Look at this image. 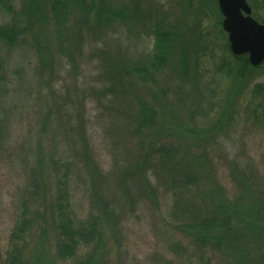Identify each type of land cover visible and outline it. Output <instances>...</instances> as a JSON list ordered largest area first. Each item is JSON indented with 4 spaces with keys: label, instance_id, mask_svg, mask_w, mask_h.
Returning a JSON list of instances; mask_svg holds the SVG:
<instances>
[{
    "label": "rangeland",
    "instance_id": "obj_1",
    "mask_svg": "<svg viewBox=\"0 0 264 264\" xmlns=\"http://www.w3.org/2000/svg\"><path fill=\"white\" fill-rule=\"evenodd\" d=\"M214 1L83 0L56 18L40 0H0V26L18 33L0 40V264L24 209V264H264V67L236 74ZM103 2L125 17L99 22ZM247 2L263 17V0ZM157 24L172 54L141 77ZM58 179L75 233L89 231L67 259ZM189 211H247L249 228L230 218L240 236L205 243L177 225Z\"/></svg>",
    "mask_w": 264,
    "mask_h": 264
},
{
    "label": "trees",
    "instance_id": "obj_2",
    "mask_svg": "<svg viewBox=\"0 0 264 264\" xmlns=\"http://www.w3.org/2000/svg\"><path fill=\"white\" fill-rule=\"evenodd\" d=\"M43 3L46 4V6L51 9L53 14L56 18L59 17V10L66 9L67 5L73 4L76 6H84L83 0H40ZM204 1V0H202ZM102 3V0H101ZM214 9L217 8L216 0L214 1ZM105 3L103 2L101 12L97 14L99 22H112V21H118L120 19H123L125 17V12H123L121 9H116L111 6L105 7ZM3 6L6 10L9 9V4L3 3ZM27 6V5H26ZM264 6V0L262 2V5ZM256 10L258 6L255 4H252L251 10ZM218 11V10H217ZM218 19L216 23L221 26V15L220 12H218ZM255 15V16H254ZM252 15L255 19H257L259 22L264 24V15L261 18H258L257 14ZM220 33L225 36V33L223 32L222 28H219ZM151 35L153 36L154 43H153V51L150 53L148 58L144 61V63L141 65L142 67L133 68L131 71L140 74V76L146 75L148 72V69L158 71L161 68L164 67V65L168 62L170 59V55L172 54L173 45L172 43V32L166 28H164L161 24L155 25V27L152 29ZM17 29L15 27V24L10 25H1L0 26V40L4 42L6 45L9 44H15L17 40ZM225 50L229 51L228 43L225 44ZM230 52V51H229ZM232 55V54H231ZM233 60L235 62L240 63L237 67L236 74L240 77L244 74V72L247 69H259L261 67H264V65L259 66H252L246 56H240L235 57L232 55ZM256 95H263L264 97V87L260 83L254 85L252 98L256 99L258 96ZM263 103L259 104L257 107V121L261 125V127L264 129V99L262 100ZM152 114V113H150ZM151 117V115H150ZM147 112H144L143 114V120L146 118H150ZM140 123H142L140 121ZM65 181H62L61 179L57 180V187H56V206H57V212H58V218L57 220L54 219V223H56V227L58 230H60V235L57 240L56 244V253L59 257L62 259H67L72 257V254L74 253V249L77 246V241L81 239H85L87 236V233L89 231L88 228L86 230H81L79 233H75L74 230V223L72 218L66 214V210L68 203L66 198V191H65ZM175 202V206H176ZM219 210V208H218ZM240 215L238 214H232L229 215L228 213L222 214L220 217H218L215 213L211 215H205L200 217L199 219H195L193 212H188V218L191 217L190 222H181V224H177L181 228H188L191 231H194L198 238L202 240V242H207L209 238H213L218 245L220 242H222L223 245H226L224 242V238L226 236H232L237 238L240 235H237L236 232H228V224L230 218H237L242 222V220L248 219L245 221L244 225L249 228V213L247 211H238ZM187 218L184 214L182 215V219ZM177 221V220H176ZM178 223V222H177ZM32 227V215L27 213V211L24 209L23 213L19 216L17 222L15 223L8 241V247L6 250V261L5 264H22V252L23 247L26 241V237L29 233V230ZM91 227V226H90ZM89 227V228H90ZM93 229V228H91ZM216 229L219 234V236H216V233H213L212 230ZM94 230V229H93ZM92 233V231H90ZM215 234L214 236L211 234ZM235 234V235H234ZM234 235V236H233ZM201 242V243H202ZM203 244V243H202ZM228 248H232V244H227ZM24 264V263H23Z\"/></svg>",
    "mask_w": 264,
    "mask_h": 264
},
{
    "label": "water",
    "instance_id": "obj_3",
    "mask_svg": "<svg viewBox=\"0 0 264 264\" xmlns=\"http://www.w3.org/2000/svg\"><path fill=\"white\" fill-rule=\"evenodd\" d=\"M216 3L231 54L246 56L252 66L264 65V24L252 16L247 0H216Z\"/></svg>",
    "mask_w": 264,
    "mask_h": 264
}]
</instances>
